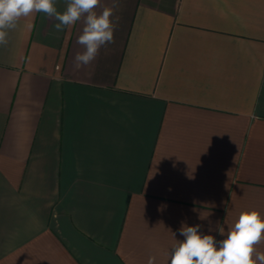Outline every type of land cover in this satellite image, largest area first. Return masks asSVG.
Segmentation results:
<instances>
[{
	"label": "crops",
	"instance_id": "0c3cea01",
	"mask_svg": "<svg viewBox=\"0 0 264 264\" xmlns=\"http://www.w3.org/2000/svg\"><path fill=\"white\" fill-rule=\"evenodd\" d=\"M104 7L114 42L79 69L82 21L0 45V264H166L182 224L264 215V0Z\"/></svg>",
	"mask_w": 264,
	"mask_h": 264
},
{
	"label": "clouds",
	"instance_id": "9594fccd",
	"mask_svg": "<svg viewBox=\"0 0 264 264\" xmlns=\"http://www.w3.org/2000/svg\"><path fill=\"white\" fill-rule=\"evenodd\" d=\"M101 0H66L63 12L56 7V0H0V45L8 43V35L21 20L28 21L27 28L34 27L31 18L43 13L58 21L57 31L71 28L83 22L77 43L83 48L74 57L77 69L92 63L102 46L114 42V10L104 7L97 13ZM202 218V217H201ZM203 219V218H202ZM227 231L218 225L215 231L224 238L217 241L214 235L201 232V225L182 224L179 234L183 240L173 237L175 243L166 254V264H264V215L258 210L241 211ZM213 229H209L211 233ZM147 264H156V257L149 256Z\"/></svg>",
	"mask_w": 264,
	"mask_h": 264
}]
</instances>
